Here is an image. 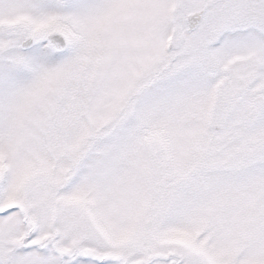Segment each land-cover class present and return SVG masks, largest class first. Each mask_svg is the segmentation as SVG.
I'll use <instances>...</instances> for the list:
<instances>
[{
	"label": "snow or ice",
	"instance_id": "obj_1",
	"mask_svg": "<svg viewBox=\"0 0 264 264\" xmlns=\"http://www.w3.org/2000/svg\"><path fill=\"white\" fill-rule=\"evenodd\" d=\"M0 264H264V0H0Z\"/></svg>",
	"mask_w": 264,
	"mask_h": 264
}]
</instances>
